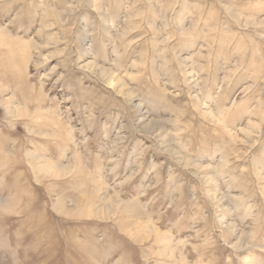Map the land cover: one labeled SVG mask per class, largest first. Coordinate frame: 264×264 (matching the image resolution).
Listing matches in <instances>:
<instances>
[{"label": "rangeland", "instance_id": "1", "mask_svg": "<svg viewBox=\"0 0 264 264\" xmlns=\"http://www.w3.org/2000/svg\"><path fill=\"white\" fill-rule=\"evenodd\" d=\"M0 264H264V0H0Z\"/></svg>", "mask_w": 264, "mask_h": 264}]
</instances>
